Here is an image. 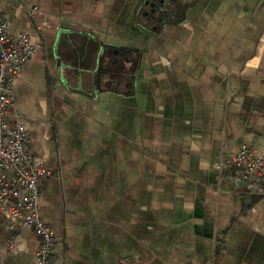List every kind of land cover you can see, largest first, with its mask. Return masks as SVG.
I'll return each instance as SVG.
<instances>
[{"label": "crops", "instance_id": "crops-1", "mask_svg": "<svg viewBox=\"0 0 264 264\" xmlns=\"http://www.w3.org/2000/svg\"><path fill=\"white\" fill-rule=\"evenodd\" d=\"M160 1L1 0L39 45L10 118L50 173L52 264H264V193L218 167L264 155V0H165L152 21ZM38 245L0 207V264Z\"/></svg>", "mask_w": 264, "mask_h": 264}, {"label": "built area", "instance_id": "built-area-1", "mask_svg": "<svg viewBox=\"0 0 264 264\" xmlns=\"http://www.w3.org/2000/svg\"><path fill=\"white\" fill-rule=\"evenodd\" d=\"M37 11L36 6L28 8L30 15ZM38 47L29 34L11 32L0 0V207L14 219V227L38 233L36 264H52L54 230L42 219L39 210L41 181L50 173L34 163L31 136L25 126L10 118L15 104L13 81ZM224 164L236 167L243 181L264 193V155L241 145L236 155L218 167ZM120 264L136 261L126 257Z\"/></svg>", "mask_w": 264, "mask_h": 264}, {"label": "water", "instance_id": "water-1", "mask_svg": "<svg viewBox=\"0 0 264 264\" xmlns=\"http://www.w3.org/2000/svg\"><path fill=\"white\" fill-rule=\"evenodd\" d=\"M170 6L165 0H161L158 4V7L154 13V18H161L166 12H170ZM172 7V6H171Z\"/></svg>", "mask_w": 264, "mask_h": 264}, {"label": "trees", "instance_id": "trees-1", "mask_svg": "<svg viewBox=\"0 0 264 264\" xmlns=\"http://www.w3.org/2000/svg\"><path fill=\"white\" fill-rule=\"evenodd\" d=\"M163 15H166V14H163ZM163 15H162V17H163ZM151 20H152V21H156V20L159 21V20H162V18H157V19L152 18Z\"/></svg>", "mask_w": 264, "mask_h": 264}]
</instances>
